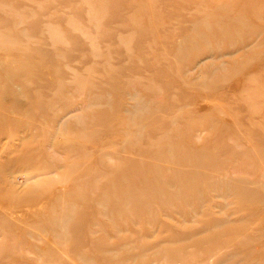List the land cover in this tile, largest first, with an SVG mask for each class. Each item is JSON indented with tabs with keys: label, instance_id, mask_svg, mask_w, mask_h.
Returning a JSON list of instances; mask_svg holds the SVG:
<instances>
[{
	"label": "rangeland",
	"instance_id": "obj_1",
	"mask_svg": "<svg viewBox=\"0 0 264 264\" xmlns=\"http://www.w3.org/2000/svg\"><path fill=\"white\" fill-rule=\"evenodd\" d=\"M0 45V264H264V0H0Z\"/></svg>",
	"mask_w": 264,
	"mask_h": 264
},
{
	"label": "bare ground",
	"instance_id": "obj_2",
	"mask_svg": "<svg viewBox=\"0 0 264 264\" xmlns=\"http://www.w3.org/2000/svg\"><path fill=\"white\" fill-rule=\"evenodd\" d=\"M1 46V45H0ZM3 50V49H2ZM25 77V76H24ZM198 162V161H197ZM140 175V174H139ZM170 175V174H169ZM141 176L142 175H140V178H141ZM136 177V176H135ZM180 177V176H179ZM144 178V177H143ZM143 178H141L142 180H143ZM136 179H138V177L136 178ZM170 179H173L172 177L170 178ZM146 180V179H145ZM136 181V180H135ZM141 181V180H140ZM139 181V182H140ZM144 181V180H143ZM141 183V182H140ZM187 184V183H186ZM186 184H185V182H184V185L186 186ZM189 184V183H188ZM138 185V184H137ZM140 185V184H139ZM155 185L156 186H158L156 183H155ZM176 186H177V184H176ZM187 187V186H186ZM128 188V187H127ZM143 189V188H142ZM191 189V188H190ZM141 190V189H140ZM142 191V190H141ZM149 191V190H148ZM179 191V190H178ZM147 193V192H146ZM179 193V192H178ZM182 195V194H181ZM179 197H180V195H179ZM133 214V213H132ZM134 216V215H133ZM117 224L118 225H120L118 222H117ZM102 227V226H101ZM104 227V226H103ZM232 232H234V230H231ZM228 234H230V233H228ZM233 235H234V233H233ZM213 237V236H212ZM218 237H219V235H218ZM215 238V237H214ZM206 240V239H205ZM213 245V244H212ZM214 247V246H213ZM212 250V249H211Z\"/></svg>",
	"mask_w": 264,
	"mask_h": 264
}]
</instances>
